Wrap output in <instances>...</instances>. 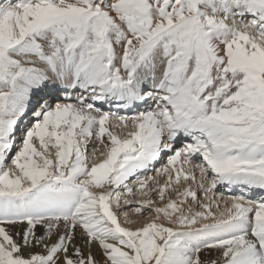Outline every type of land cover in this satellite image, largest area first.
<instances>
[{"label":"snow or ice","instance_id":"snow-or-ice-1","mask_svg":"<svg viewBox=\"0 0 264 264\" xmlns=\"http://www.w3.org/2000/svg\"><path fill=\"white\" fill-rule=\"evenodd\" d=\"M0 264H264V0H0Z\"/></svg>","mask_w":264,"mask_h":264},{"label":"rangeland","instance_id":"rangeland-1","mask_svg":"<svg viewBox=\"0 0 264 264\" xmlns=\"http://www.w3.org/2000/svg\"><path fill=\"white\" fill-rule=\"evenodd\" d=\"M165 162V161H164ZM162 164H163V162H161ZM159 165V164H158ZM151 174V173H150ZM143 175V174H142ZM155 175V174H154ZM228 193V192H227ZM141 197H139V196H137L136 197V199H140ZM126 210H128L129 212H130V218L131 219H136V220H144L145 218H146V215L147 214H145V216L144 217H140V216H137V215H135V214H132L131 213V209L129 208V209H126ZM120 215V218H121V221H123V215H122V213L121 214H119ZM99 259V258H98Z\"/></svg>","mask_w":264,"mask_h":264},{"label":"bare ground","instance_id":"bare-ground-1","mask_svg":"<svg viewBox=\"0 0 264 264\" xmlns=\"http://www.w3.org/2000/svg\"><path fill=\"white\" fill-rule=\"evenodd\" d=\"M97 155H98V154H97ZM90 157H91V153H90ZM165 162H166V161H165ZM165 162L163 161V163H165ZM89 163L91 164V159L89 160ZM157 165H158V164L155 163V164H154V168H156ZM160 166H161V165H160ZM160 166H159V167H160ZM150 173H151L152 175L155 174V172H150V171H149V174H150ZM142 174L145 175V173H141V175H142ZM226 193H227V192H225V195H226ZM143 221H144V220H140L141 223H143ZM93 251L96 253L97 258L100 259V258H101V257H100V250H99L98 248L94 247V248H93Z\"/></svg>","mask_w":264,"mask_h":264}]
</instances>
